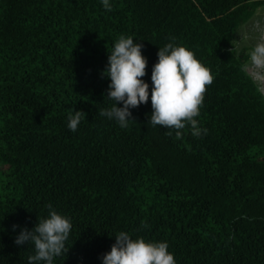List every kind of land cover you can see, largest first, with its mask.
I'll return each mask as SVG.
<instances>
[{
	"label": "trees",
	"instance_id": "16d2710c",
	"mask_svg": "<svg viewBox=\"0 0 264 264\" xmlns=\"http://www.w3.org/2000/svg\"><path fill=\"white\" fill-rule=\"evenodd\" d=\"M109 2L0 0V264H29L34 245L14 240L49 204L72 223L53 264H102L120 231L167 242L176 264H264V96L241 71L251 51L234 45L264 0ZM121 35L143 45L149 85L127 128L100 115L114 103L102 71ZM168 43L214 74L199 138L148 120ZM73 108L86 113L75 132Z\"/></svg>",
	"mask_w": 264,
	"mask_h": 264
},
{
	"label": "clouds",
	"instance_id": "9594fccd",
	"mask_svg": "<svg viewBox=\"0 0 264 264\" xmlns=\"http://www.w3.org/2000/svg\"><path fill=\"white\" fill-rule=\"evenodd\" d=\"M102 4L106 10H112L109 0H102ZM142 47L131 36H119L102 71L103 76L110 78L106 96L114 103L110 109H101L100 115L115 120L121 128H127L129 121H135L130 109L149 101V85L142 79L147 67ZM157 57L151 71L150 124L171 129L165 134L172 136L174 131L176 139H183L186 127L193 137L206 134L207 129L200 127L197 117L206 87L213 83L214 74L183 45L168 43L158 48ZM241 71L264 95V37L255 44L249 60L241 65ZM118 103L122 107H118ZM85 116V112L73 108L68 113V129L75 132ZM47 208L46 218L36 221L31 229L22 228L14 240L18 246L34 245V255L28 257L29 264H53L55 257L66 256L69 250L66 241L72 230L70 219L50 204ZM101 259L102 264H176L167 242H150L142 237L133 239L125 231L115 235V243Z\"/></svg>",
	"mask_w": 264,
	"mask_h": 264
},
{
	"label": "crops",
	"instance_id": "0c3cea01",
	"mask_svg": "<svg viewBox=\"0 0 264 264\" xmlns=\"http://www.w3.org/2000/svg\"><path fill=\"white\" fill-rule=\"evenodd\" d=\"M253 18L255 19L254 27L247 26L246 22L245 26L243 27L242 25L241 29L236 33L234 39L236 49L248 48L251 51L255 44L264 37V5L260 6L249 20Z\"/></svg>",
	"mask_w": 264,
	"mask_h": 264
},
{
	"label": "rangeland",
	"instance_id": "374dc122",
	"mask_svg": "<svg viewBox=\"0 0 264 264\" xmlns=\"http://www.w3.org/2000/svg\"><path fill=\"white\" fill-rule=\"evenodd\" d=\"M253 17H254V16H253ZM249 19H250V18H249ZM249 19H248V20H249ZM248 20H247V21H245V22L242 24V25H243V27L245 26V23H246V22H247V23H246V24H247V26H251V28H252V26L254 27V25H255V22H254V20H255V19L253 18V19H251V20H249V21H248ZM242 25L239 27V29H238V30H240V29H241ZM237 32H238V31H237ZM237 32H236V33H237Z\"/></svg>",
	"mask_w": 264,
	"mask_h": 264
}]
</instances>
